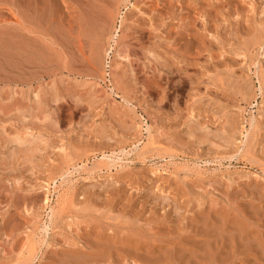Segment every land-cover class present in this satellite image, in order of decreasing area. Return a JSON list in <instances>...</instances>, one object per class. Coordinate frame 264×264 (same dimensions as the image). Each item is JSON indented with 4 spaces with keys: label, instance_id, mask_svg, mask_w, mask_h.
Segmentation results:
<instances>
[{
    "label": "rangeland",
    "instance_id": "obj_1",
    "mask_svg": "<svg viewBox=\"0 0 264 264\" xmlns=\"http://www.w3.org/2000/svg\"><path fill=\"white\" fill-rule=\"evenodd\" d=\"M0 264H264V0H0Z\"/></svg>",
    "mask_w": 264,
    "mask_h": 264
},
{
    "label": "bare ground",
    "instance_id": "obj_2",
    "mask_svg": "<svg viewBox=\"0 0 264 264\" xmlns=\"http://www.w3.org/2000/svg\"><path fill=\"white\" fill-rule=\"evenodd\" d=\"M34 7H35V6H34ZM31 8H32V6H31ZM31 8H30V9H31ZM39 8H40V7H39ZM35 9H36V8H35ZM48 9H49V8H48ZM48 9H46V10L49 11ZM41 10H42V9H41ZM104 11H105V12H104V13L102 12L103 15L101 16L102 23H107V24H108L109 21H112V23H113V18H112V14H111V12L109 13L107 10H104ZM99 12H100V11H99ZM34 15H35V14H34ZM34 15H33V16H34ZM39 16H41V15H39ZM42 16H43V15H42ZM44 16H45V15H44ZM48 18H49V16H48ZM53 19H54V18H53ZM84 19H87V17L84 18ZM51 20H52V19H51ZM82 20H83V19H82ZM89 20H91V19H89ZM31 21H32V20H31ZM49 21H50V19H49ZM83 21H84V20H83ZM83 21H82V23H83ZM92 21H93V20H92ZM92 21H91V22H92ZM91 22H90V23H91ZM93 22H94V21H93ZM93 22H92V23H93ZM98 22H99V21H98ZM82 23H81V24H82ZM85 23H86V21H85ZM99 23H100V22H99ZM30 24H32V23L30 22ZM95 24H97V23H95ZM100 24H101V23H100ZM104 25L106 26V24H104ZM49 26H50V25H49ZM52 26H53V25H52ZM101 26H102V25H101ZM39 27H40V26H39ZM44 27H45V26H44ZM82 27H84V26H82ZM82 27H81V28H82ZM92 27H93V26H92ZM95 27H96V26H95ZM40 28H41V27H40ZM46 28H48V27H46ZM86 28H87V26H86ZM32 29H33V28H32ZM34 29H35V28H34ZM57 29H59V28H57ZM94 29L96 30V28H94ZM94 29H92V30H94ZM100 29H101V28H100ZM100 29H99V30H100ZM102 29H104V27H103ZM95 30H94V31H95ZM57 31H58V30H57ZM100 31H103V30H100ZM100 31H98V32H100ZM104 31H105V30H104ZM35 32H38V31H35ZM51 32H52V31H51ZM61 32H62V31H61ZM82 32H84V30H82ZM82 32H81V33H82ZM58 33H59V31H58ZM84 33H86V32H84ZM102 33H103V32H102ZM54 34H55V33H54ZM88 34H89V32H88ZM88 34H87V35H88ZM83 35H84V34H83ZM85 35H86V34H85ZM85 35H84V36H85ZM95 35H96V34H95ZM97 35H101V33H100V34H97ZM84 36L81 35V37H84ZM101 36H102V35H101ZM61 37H62V36H61ZM55 38H57V37L55 36ZM97 38H98V37H97ZM58 39H59V38H58ZM82 39H83V38H82ZM33 40H35V39L33 38ZM40 40H41V39H40ZM97 40H99V39H97ZM36 41H37V39H36ZM28 42H29V41H28ZM33 42H34V41H33ZM33 42H32V43H33ZM41 42H43V41H41ZM81 42H82V41H81ZM96 42H97V41H96ZM34 43H35V42H34ZM43 43H44V42H43ZM65 43H67V42L65 41ZM100 43H101V42H100ZM100 43H99V44H96V43H95L97 48L94 46V48H96V49H93V50L95 51V53H93L94 51L92 52V53L95 55V56H93V57H94V59H95V58L97 59V60H96L97 62H100V61H98L99 58H97V57H100L99 53H101V49H102V47L100 46ZM35 44H36V43H35ZM41 44H42V43H41ZM63 44H64V43H63ZM92 44H94V43H92ZM27 45H29V43H27ZM43 45H44V44H43ZM67 45H68V44H67ZM97 45H99V46L101 47V49H100L99 52H98V50H99L98 48H100V47L97 46ZM17 46H18V45H17ZM37 46H38V45H37ZM39 46H40V45H39ZM30 47H31V46H30ZM30 47H29V48H30ZM44 47H45V46H44ZM47 47H48V49H50L49 46H47ZM31 49L34 51L35 47H34V48H31ZM31 49H30V50H31ZM97 49H98V50H97ZM28 50H29V49H28ZM32 50H31V51H32ZM35 51H36V50H35ZM35 51H34V52H35ZM38 51H39V50H38ZM49 51H50V50H49ZM40 53L43 54V52H40ZM38 55H39V52H38ZM48 55H49V54H48ZM41 56H42V55H41ZM44 56H45V54H44ZM33 57H34V56H33ZM48 57H49V56H48ZM91 57H92V56H91ZM30 58H31V57H30ZM44 58H45V57H44ZM31 59H32V58H31ZM33 59H34V58H33ZM90 60H92V59H90ZM31 61H32V60H31ZM92 61H93V60H92ZM94 61H95V60H94ZM32 62H33V61H32ZM89 62H91V61H89ZM149 129H150V128H149ZM50 186H51L50 183H48V184H47V187H48L49 190H50ZM33 248H34V247H32V249H33ZM32 251H33V250H32Z\"/></svg>",
    "mask_w": 264,
    "mask_h": 264
}]
</instances>
